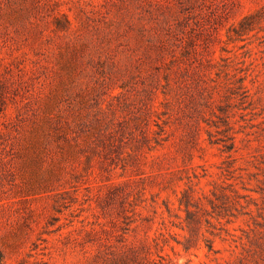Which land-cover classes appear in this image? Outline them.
<instances>
[{"label": "rangeland", "instance_id": "374dc122", "mask_svg": "<svg viewBox=\"0 0 264 264\" xmlns=\"http://www.w3.org/2000/svg\"><path fill=\"white\" fill-rule=\"evenodd\" d=\"M0 86V264H254L264 0H0Z\"/></svg>", "mask_w": 264, "mask_h": 264}, {"label": "trees", "instance_id": "16d2710c", "mask_svg": "<svg viewBox=\"0 0 264 264\" xmlns=\"http://www.w3.org/2000/svg\"><path fill=\"white\" fill-rule=\"evenodd\" d=\"M241 80L244 81V77H242ZM239 87L245 88L246 85H244V82H241ZM1 99H2V88L0 86V100ZM226 123H227V128H225L223 131L225 133H229L231 127H230V123H229L228 119H227ZM231 138L233 139L234 136H231ZM212 141L218 142V140H213V139H212ZM235 147H236L235 141L231 140V141L225 142L223 150L228 152V151H232L233 149H235ZM92 233H94V232L89 231L88 234L91 235ZM251 243L252 244L249 247H246V249L250 253V255L253 257L254 264H264V240H262L261 237H254V238H251ZM210 247L213 248L212 245H210ZM139 256H140L139 251L136 248H133L132 251L130 252V254L122 256L121 260H122L123 264H131L132 261H137L139 259ZM241 261L243 263H245L243 257H242ZM115 262L118 263L119 261L115 260Z\"/></svg>", "mask_w": 264, "mask_h": 264}]
</instances>
